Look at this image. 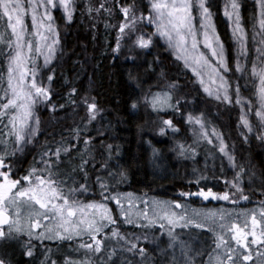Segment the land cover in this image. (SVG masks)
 <instances>
[{"label": "snow or ice", "instance_id": "1", "mask_svg": "<svg viewBox=\"0 0 264 264\" xmlns=\"http://www.w3.org/2000/svg\"><path fill=\"white\" fill-rule=\"evenodd\" d=\"M255 3L258 11L251 17L250 32L241 14L242 0H225L223 14L230 22L232 38L236 42L234 71L241 74L240 79L247 78L252 83L257 103L242 95L239 80L233 85L229 77L233 68L229 65L224 42L216 31L207 0H148L143 8L137 0H99L98 3L86 0L82 7L80 0H27V6L25 0H0V21H3L0 55L6 61V69L0 71V246L6 249L11 242L19 243L23 254L32 257L35 251L33 239L76 241L73 251H82L81 259L73 258L71 253L53 259V249L46 247L40 264H156L142 242H151L153 252L159 249L166 264H195L193 252L196 256L208 255L207 264H248L254 255L256 264H264V201H260L258 207L237 210L224 207L197 209L187 201L181 203L179 200H144L143 208H140L130 193L105 195L109 185L101 176L96 177L101 200H82L80 197L90 190L87 165L94 160L90 147L92 138L83 139L85 148L78 151V162L71 155L76 145L70 143V139L79 141L102 109L95 97L76 87L70 89L66 102L57 106L52 103L54 69H48L52 74L47 75V84L40 76L41 67L48 68L52 63L59 44L54 11L62 9V18L67 22L73 20L77 11L92 19L101 13H107L109 17L115 14L120 16L117 24L105 23V28L116 30L113 53L118 55L126 46L129 53L134 49H148L154 36L163 37L175 50L177 59L191 69L208 97L226 106H239L240 127L252 133L254 125L250 116L254 115L256 128L264 129V0H255ZM194 9L199 15L198 26ZM29 14L30 26L25 20ZM148 25H155V32L142 31ZM250 51L256 53L252 59H249ZM41 56L43 66L37 63ZM126 58L133 62L136 59L131 55ZM175 87L174 82L169 85V89ZM143 101L157 113L166 109L180 111L181 101L173 102L171 91L152 93L149 90ZM39 104L50 106L53 112L57 107L67 105L74 106V111L82 108L85 111L80 117L83 128H71L70 139L61 136L59 141L46 142L38 162L42 167H38L33 158L26 174L14 177L13 160L39 134L41 121L36 114ZM136 106L134 102L132 107ZM186 119L194 139L192 145L178 143L179 155L189 153L194 158L201 141L213 144L215 140L218 142L215 147L229 166L239 170L234 172L231 180L224 178L225 190L222 192L205 185L198 187L196 192L182 191L180 196L227 201L233 205H238L241 200L248 201L250 196L245 194L243 187L245 169L237 164L223 134L215 126L209 128L204 112H188ZM160 123L161 135H166L168 130L179 131L172 119H162ZM242 135L248 139L247 135ZM258 138L264 140V131H259ZM106 147L111 158L113 145ZM62 158H67L66 169L62 168ZM104 167H107L106 162ZM220 171H224L223 165ZM76 173H82L85 182L78 183L74 179ZM117 174L123 176L122 172H110L109 177L114 178ZM206 179L208 177L201 174L195 183L199 185ZM248 179L254 182L255 173ZM261 184L264 185V178ZM110 200L119 209V221L108 206ZM121 223L144 231L139 234L123 232ZM157 225L161 236H167L164 248H160L155 235H149ZM193 227L207 229L213 234L211 251L194 250L190 240L183 239V234L176 231L177 228ZM24 236L28 239L23 240ZM7 257L6 250L0 251V264H12Z\"/></svg>", "mask_w": 264, "mask_h": 264}, {"label": "trees", "instance_id": "2", "mask_svg": "<svg viewBox=\"0 0 264 264\" xmlns=\"http://www.w3.org/2000/svg\"><path fill=\"white\" fill-rule=\"evenodd\" d=\"M85 2L86 0H80L81 7ZM93 2L98 3L99 0ZM137 3L143 8L148 4V0H137ZM207 3L213 13L216 31L224 42L229 65L233 68L229 77L233 85L239 80L242 95L257 103L253 95L252 83L247 78L240 79L241 74L234 71L236 42L232 38L228 18L223 14L225 0H207ZM257 11L255 0H242L241 14L249 32L251 17ZM194 15L197 19L198 11L195 9ZM62 16V14L57 15L59 47L56 56L48 68L42 67L40 76L47 84V75L52 74L48 69H54L52 103L57 106L64 104L70 89L76 87L81 92L87 91L95 97L102 111L97 119L88 125L86 132L81 134L80 140L76 141L70 139L69 130L76 126L83 128L80 117L85 115V111L82 108L74 111V106L67 105L65 108L57 107L53 112L46 104L37 105L36 111L41 121L40 131L34 142L27 145L24 152L18 153L13 160L14 177L26 174L33 163V158L37 161V166L42 167L38 162L46 142L51 144L59 141L61 136L69 138L70 143L76 145L71 155L74 161L78 162V151L85 148L83 139L91 137V155L94 160L87 165V183L90 190L84 198L86 201L101 200V189L96 183L97 176L105 178L109 185V191L105 195L116 192L154 195L164 200L187 201L191 206L210 209L221 206L227 209L247 208L264 201V185L261 184V179L264 178V140L258 138L259 131L264 129L256 128V123L253 124L255 128L252 133L240 127L239 106H226L208 97L196 82L191 69L185 67L184 62L177 59L157 35L153 37V44L148 49H134L129 53L126 46L118 55L113 53L116 30L105 28V23L117 24L119 15L114 14V17H109L107 13H101L92 19L77 11L71 22H67ZM2 23L3 21H0V25ZM142 31L148 34L155 32L152 25L143 27ZM130 43L129 41L128 45ZM130 55L136 57L134 62L126 58ZM254 56V51H250L249 59ZM4 69H6V61L3 55H0V71ZM173 82L176 87L169 89V85ZM149 90L152 93L171 91L173 102L177 99L181 101L180 111L166 109L159 113L154 112L143 101L144 94ZM134 102L137 105L135 108L132 107ZM188 112L194 114L204 112L209 123L223 134L237 164L245 169L243 187L245 194L250 196L248 201L241 200L238 205H233L227 201L215 203V201H203L200 197L180 196L182 191L196 192L198 187L205 185L213 188L214 191L222 192L225 190L224 178L231 180L234 172L239 170L231 168L227 159L216 151L210 150L212 154L204 153L205 157L200 156L196 159L191 158L189 153L184 156L179 155L178 143H183L185 146L193 144L194 137L186 122ZM162 119H172L179 131L173 133L168 130L166 135H161L159 128L162 126L160 123ZM251 120L257 122L254 115L251 116ZM242 133L248 136L247 140ZM109 144L113 145L111 158L106 147ZM62 160H64L62 168L66 169L67 158ZM105 162L107 167H104ZM221 165L223 172L220 171ZM110 172H122L123 176L117 174L112 178L109 177ZM252 173L256 175L254 182L248 179ZM201 174L208 179L202 180L197 185L195 181ZM74 179L78 183L85 182L82 173H76ZM107 203L119 221V210L115 202L110 200ZM120 227L121 231L127 233L139 234L142 231L140 228L122 223ZM190 231L195 234L191 237L193 240H190L191 245L211 251V232L194 227ZM142 243L149 249V254L155 258L156 264H166V259L159 249L153 252L154 245ZM159 245L160 248H164L166 240ZM4 250L7 251V258L12 264H40L39 254L44 256L40 249L36 248L37 254L28 257L23 254L21 245L15 242H11L6 249L0 246V251ZM205 256L208 258V255H203L202 261Z\"/></svg>", "mask_w": 264, "mask_h": 264}, {"label": "rangeland", "instance_id": "3", "mask_svg": "<svg viewBox=\"0 0 264 264\" xmlns=\"http://www.w3.org/2000/svg\"><path fill=\"white\" fill-rule=\"evenodd\" d=\"M25 4H26V6H27V0H25ZM58 14H62L63 15V11H62V9L61 10H56V11H54L53 12V15H54V17H55V19H56V24H57V15ZM194 14V13H193ZM195 16V15H194ZM25 20H26V23L30 26L31 25V17H30V14L29 15H27L26 17H25ZM229 21V20H228ZM195 23L197 24V26L199 25V15H197V19L195 20ZM230 23V22H229ZM58 25V24H57ZM153 27H154V30H155V25H152ZM58 28H59V25H58ZM164 43H165V45L174 53V55L176 56V54H175V50L173 49V48H171V47H169V44L167 43V41L163 38V37H160L159 35H157ZM58 47H59V44L57 45V49H58ZM201 48H202V46H201ZM203 50V49H202ZM254 54L256 55V53L254 52ZM255 57V56H254ZM37 63L39 64V65H41V66H43V57L41 56V57H39V59H38V61H37ZM41 69H42V67H41ZM40 74H41V72H40ZM36 114H37V111H36ZM38 115V114H37ZM186 117H187V115H186ZM250 119H251V116H250ZM252 121V120H251ZM257 121V120H256ZM186 122H187V119H186ZM252 123L254 124V123H256L257 124V122H253L252 121ZM189 125V124H188ZM209 128H211L213 125L212 124H210L209 123ZM189 128H190V132L192 133V135H193V132H192V127L189 125ZM255 128V127H254ZM218 142L217 141H215L214 140V142H213V144H208V143H206V142H204V141H201L200 143H199V145L196 147V151H197V154L195 155V157H194V159H196L197 157L198 158H200V156H204L205 157V155H204V153L206 154V155H210V154H212L211 152H214V151H216L217 153H219L218 152V150H217V148L215 147V144H217ZM187 146V145H186ZM202 150H204L203 152H202ZM210 150H211V152H210ZM230 151V150H229ZM186 154H188V153H186ZM220 154V153H219ZM222 155V154H221ZM130 194H132V196H133V198H136V203L139 205V207L140 208H143V203H142V201H144V200H147V201H149V202H151L152 200H158V201H169V200H164L163 198H161V197H158V196H152V195H140V194H134V193H130ZM87 196V193H85L82 197H80L82 200H85L84 198ZM208 201H215V203H218V202H220V203H223V202H225V201H218V200H212V199H209ZM181 202V201H180ZM181 203H184V202H181ZM191 206V205H190ZM259 206V204H255V205H251V206H248L247 208H255V207H258ZM125 207H127V204L125 203ZM191 207H193V208H197V209H199V207H194V206H191ZM221 207H224L225 208V206H221ZM204 208V207H203ZM217 208H220V207H217ZM246 208V207H245ZM211 209H214V208H211ZM241 209V208H240ZM119 210V209H118ZM237 210H239V209H237ZM249 223H250V221H249ZM190 229L191 228H189V229H180V228H177L176 229V231L177 232H179V233H182L183 235H182V238L183 239H185V240H191V241H193L192 239H191V237L192 236H195V234L194 233H192L191 231H190ZM141 231V230H140ZM142 231H144L143 229H142ZM149 235L150 236H152V235H155L156 237H157V243L158 244H160V243H162L163 242V240H166L167 241V236L166 235H164V236H161V230L159 229V226L157 225L155 228H153L150 232H149ZM213 234L211 233V236H212ZM23 240H27L28 238H27V236H24L23 238H22ZM84 239L85 240H87L88 238L87 237H84ZM249 239H251V237L249 238ZM146 243H149V244H151V245H153L151 242H146ZM32 244L33 245H35V251H34V254H37V253H35L36 252V248H39L40 249V251L42 252V254L44 255V251H45V248L46 247H49V248H52L53 249V251H54V254H53V259H57L58 257H62V256H64V255H67V254H69V253H71L72 254V256H73V258H75V259H81L82 258V251L81 252H75V251H73V249L75 248V245H76V241H64V242H60V241H50V240H44L43 242H41V241H39V240H36V239H33L32 240ZM70 245H71V247H70ZM194 246V247H193ZM206 246H209L208 244H206ZM192 247H193V249L195 250V245L193 244L192 245ZM57 249H59V251L57 252L56 250ZM39 254V253H38ZM34 256V255H33ZM193 256H194V261H195V264H207V260H208V258H207V256H205V259H204V261H202V258H203V256H196L195 255V252H193ZM43 258H44V256L42 257L40 254H39V261H41V260H43ZM139 259V258H138ZM163 259V258H162ZM248 264H256V257H255V255H254V258H253V261H251V262H248Z\"/></svg>", "mask_w": 264, "mask_h": 264}]
</instances>
